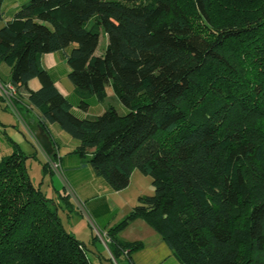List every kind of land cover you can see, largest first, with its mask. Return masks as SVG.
<instances>
[{
    "label": "trees",
    "instance_id": "16d2710c",
    "mask_svg": "<svg viewBox=\"0 0 264 264\" xmlns=\"http://www.w3.org/2000/svg\"><path fill=\"white\" fill-rule=\"evenodd\" d=\"M2 1L0 63L26 94L17 110H35V130L55 124L73 138L113 191L135 169L151 178L153 193L105 230L98 259L133 264L143 243L118 233L141 218L181 264H264V0H28L5 20ZM64 50L77 108L109 84L125 114L72 110L41 60ZM8 140L0 264H92L97 237L78 240L60 218L74 211L69 195L46 197L29 179L30 156Z\"/></svg>",
    "mask_w": 264,
    "mask_h": 264
},
{
    "label": "crops",
    "instance_id": "0c3cea01",
    "mask_svg": "<svg viewBox=\"0 0 264 264\" xmlns=\"http://www.w3.org/2000/svg\"><path fill=\"white\" fill-rule=\"evenodd\" d=\"M16 6L17 4H14L12 8L6 10V13L3 14L4 20L10 16ZM65 54L66 50L44 54L41 59L42 66L49 71L54 85L67 98L68 102L72 105V110L76 113L79 96L67 78L68 66ZM0 79L5 83L8 81V67L2 63H0ZM30 88L34 89L33 87ZM20 93L26 100L25 92L21 90ZM103 109V107H100L99 110H96L98 111L97 114H100ZM31 110L33 117L36 118L35 110L33 108ZM92 113L88 105L83 114L77 112V115H83V117L97 115ZM32 121L34 120H27V123L32 124ZM46 126L47 135L51 141L55 156L54 160L58 164V172L56 171L55 173L54 170H51V172L59 177L61 187L65 190L67 189L70 200L74 205V211L70 215L66 214L65 208L59 211L64 227L75 238L84 243H88L91 235H95L98 240L94 245L87 244L90 248L88 257L92 264H108L106 260L101 259L100 261L95 252L101 253L102 256L107 255V250L102 240L105 230L117 223L136 204L135 202L132 205V200L127 205L123 204L125 198L123 194L129 185L122 190L113 191L100 176H97L93 172L87 163H83L77 154L74 153L76 141L73 138L55 124H46ZM0 138L3 139V143L0 145V157H2L9 154L11 149L8 141L4 140V136H0ZM14 141L18 144L16 138ZM32 148L34 152L41 153L44 157L47 156L41 149L33 145ZM22 152L25 154L23 150ZM133 173L130 175L129 182L132 179ZM129 182L128 184H130ZM61 190L54 184L52 179L42 189L48 198L55 197L56 191ZM118 236L125 241H141L143 243V246L131 255L133 264H181L160 236L141 218L130 222L128 226L118 233Z\"/></svg>",
    "mask_w": 264,
    "mask_h": 264
},
{
    "label": "rangeland",
    "instance_id": "374dc122",
    "mask_svg": "<svg viewBox=\"0 0 264 264\" xmlns=\"http://www.w3.org/2000/svg\"><path fill=\"white\" fill-rule=\"evenodd\" d=\"M28 0H3L2 1V11L3 14L6 13V10L12 8L14 4H22L27 2ZM2 25V21H0V26ZM107 39L106 35L103 32L99 33L98 44L96 46L94 54L96 56H100L103 54L105 49ZM8 83L1 81L0 79V136H4V140L9 141L14 138L18 141V147L21 148L25 154L30 156L26 161V167L29 179L31 183L35 186H39L42 190L47 183H49L50 179L54 181V184L67 193V189L65 190L61 187V180L55 174L58 170L57 161L54 160L52 156L53 149L50 154H46L44 150L39 145L36 134L38 130L34 128L36 118L33 117V113L31 108H27V110H17V102L19 104L25 105V97L15 89H11V87L7 86ZM29 87H33L34 89L38 87V80L33 78L29 81ZM105 97L98 101L93 96L89 95L84 100L88 103L92 114H97L100 107L106 108L107 106H113L119 114H125V107L120 103L117 96L113 92L110 85L105 86ZM93 99V100H92ZM79 114H83L84 111L80 108L76 109ZM83 116V115H78ZM34 120L33 123H27V120ZM44 132V131H43ZM46 135L47 133L44 132ZM48 136V135H47ZM49 138V137H48ZM14 139L12 140L13 142ZM50 140V139H49ZM51 142V141H50ZM3 139L0 138V145H2ZM41 149L47 156H43L41 153L34 152L32 145ZM52 147V144H51ZM46 161V165L49 171L44 172L42 168V162ZM54 170L55 173L51 172ZM58 172V171H57ZM132 172V179L127 186L128 188L125 190L124 194L125 198L123 201L124 205H127L132 200V205L137 202L136 197L138 194L142 195H151L153 193V186L151 184V178L148 175L143 174L139 170L135 169ZM130 180V178H129ZM68 194V193H67ZM69 195V194H68Z\"/></svg>",
    "mask_w": 264,
    "mask_h": 264
},
{
    "label": "water",
    "instance_id": "95a60500",
    "mask_svg": "<svg viewBox=\"0 0 264 264\" xmlns=\"http://www.w3.org/2000/svg\"><path fill=\"white\" fill-rule=\"evenodd\" d=\"M36 139L46 154H50L52 151L51 142L48 136L43 132L42 129H38Z\"/></svg>",
    "mask_w": 264,
    "mask_h": 264
},
{
    "label": "built area",
    "instance_id": "2783aa9c",
    "mask_svg": "<svg viewBox=\"0 0 264 264\" xmlns=\"http://www.w3.org/2000/svg\"><path fill=\"white\" fill-rule=\"evenodd\" d=\"M7 86L11 87V89L13 88L10 84H8ZM14 89V88H13Z\"/></svg>",
    "mask_w": 264,
    "mask_h": 264
}]
</instances>
